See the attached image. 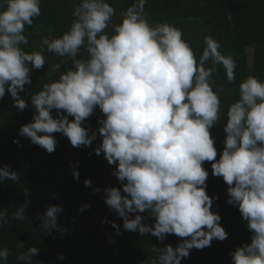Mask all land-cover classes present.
I'll list each match as a JSON object with an SVG mask.
<instances>
[{
  "label": "clouds",
  "instance_id": "obj_1",
  "mask_svg": "<svg viewBox=\"0 0 264 264\" xmlns=\"http://www.w3.org/2000/svg\"><path fill=\"white\" fill-rule=\"evenodd\" d=\"M146 3L135 0L114 23L117 10L109 0H79L68 30L56 38L42 36L41 49L28 52L22 47L29 44L25 29L41 15V0H0V99L7 91L13 107L25 110L28 103L20 93L32 84V70L47 65L45 50L67 58L48 65L50 82L30 95L35 114L20 127L18 137L51 154L58 143L55 133L74 148L91 147L99 135L102 142L94 152L115 166L112 175L121 183L102 190L104 202L123 220V229L151 234L161 242L171 234L180 238L176 246L153 245L151 264H182L191 250L228 238L221 215L212 211L218 197L206 190L209 172L204 164L211 162L212 175L228 185L227 203L238 207L250 232V243L229 252L232 264H264V81L250 75L240 83L239 99L227 109L226 138L217 159L211 130L220 119L225 88L214 90V73L222 66L231 84L236 62L222 54L211 35L204 37L197 57L182 29L168 21L150 22ZM82 49L87 58L80 57ZM97 108L103 118L93 130L86 120ZM13 143L23 147L19 139ZM70 167L79 180L78 162ZM6 179L17 183L21 174L4 165L0 182ZM84 184L92 187L91 179ZM88 208L84 204L79 211ZM25 211L18 206L13 218L23 219ZM62 212V206L53 205L38 217L43 235L68 232L58 222ZM145 212L155 218L154 224L144 223ZM8 222L6 211L0 212V226ZM110 223L120 234L121 226ZM39 251L30 247L17 260L43 264L34 260ZM8 257V248L0 249V262L7 264ZM58 258L65 259L63 254Z\"/></svg>",
  "mask_w": 264,
  "mask_h": 264
},
{
  "label": "trees",
  "instance_id": "obj_2",
  "mask_svg": "<svg viewBox=\"0 0 264 264\" xmlns=\"http://www.w3.org/2000/svg\"><path fill=\"white\" fill-rule=\"evenodd\" d=\"M109 2L117 10L113 22L118 23L119 12L135 0ZM78 3L79 0H41L42 13L34 19L32 26H26L25 35L29 44L22 47L28 52L39 51L42 36H61L72 23V10ZM145 12L150 22L168 21L182 29L183 38L190 43L197 57L205 46L204 37L211 35L220 43L222 54L230 55L235 60L236 79L233 83H227L222 66H217L214 73V90L221 86L225 88V92L220 94V119L211 130L216 138L219 159L226 138L223 125L227 119V109L239 99L240 83L250 75L264 81V0H147ZM229 15L232 17L231 22ZM108 31H112L111 27ZM249 47L253 49L251 66L247 54ZM44 55L47 65L43 69L32 70V84L26 85L20 93L28 107L23 111L13 107L14 99L7 91L4 98L0 99V167L10 165L21 174V180L17 183L8 179L0 182V212L6 211L9 218L7 224L0 226V249L7 247L9 250L7 264H24L17 260V256L33 246L40 248L34 260L43 261V264H151L156 255L151 251L153 245L176 246L180 238L171 234L161 242L151 234L141 236L138 232L123 229V220L104 202L102 190L106 187H121V183L112 175L115 166L109 165L103 154L96 155L94 152L102 142L99 135L91 147L74 148L67 137L55 133L58 143L51 154L30 143L29 139L18 137L20 127L30 122L35 114L30 95L36 94L45 83L50 82L48 65L62 59L67 61V58L46 50ZM79 55L87 58V52L83 49ZM101 118L103 114L97 108L86 120V125L97 130L100 126L97 121ZM15 139H19L23 147L13 143ZM77 162L79 180L73 178L70 167V164ZM204 167L209 172L207 193L211 197H218L214 199L212 211L221 215V225L228 230L229 235L224 241L213 240L211 246L203 250H191L190 256L182 264H232L229 252L246 242L250 243V232L238 207L227 203L228 185L222 177L212 175L211 162H205ZM85 179H91L92 187L85 186ZM97 187L101 192L94 193L93 189ZM84 204L90 205V208L80 212ZM53 205L62 206L63 212L58 214V222L68 232L54 231L45 236L41 232L42 221L38 217ZM18 206L26 208L23 219L13 218ZM141 215L144 223L154 224L155 218L150 213ZM134 216L132 214V218ZM111 221L121 226L120 234L116 233ZM60 254L65 259L60 260Z\"/></svg>",
  "mask_w": 264,
  "mask_h": 264
},
{
  "label": "rangeland",
  "instance_id": "obj_3",
  "mask_svg": "<svg viewBox=\"0 0 264 264\" xmlns=\"http://www.w3.org/2000/svg\"><path fill=\"white\" fill-rule=\"evenodd\" d=\"M247 54H248V59H249V66H251L252 60H253V49L251 47L247 49ZM225 230L228 232L227 229Z\"/></svg>",
  "mask_w": 264,
  "mask_h": 264
}]
</instances>
